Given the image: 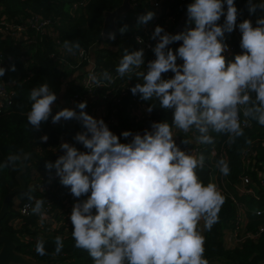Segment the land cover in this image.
<instances>
[{"label":"clouds","instance_id":"obj_1","mask_svg":"<svg viewBox=\"0 0 264 264\" xmlns=\"http://www.w3.org/2000/svg\"><path fill=\"white\" fill-rule=\"evenodd\" d=\"M245 8L249 18L241 21L243 10L236 0H191L182 30L171 32L156 24L151 31L154 59H146L145 48L124 49L116 72L121 78L127 75V91L141 102L158 101L159 107L142 103L147 116L157 108L171 110L170 122L150 121L135 134L131 129L117 134L104 117L86 111L87 100L53 114L58 95L49 83L31 89L27 120L35 130L50 118L53 125L66 126L62 120L81 125L74 139L84 151L62 142L65 154L45 167L56 168L60 184L75 198L69 216L74 247L87 251L93 264H209L204 232L220 222L227 195L214 179L205 183L200 178L197 169L204 167L205 157L182 150L180 144L190 141L176 133L195 127L198 144H215L210 133L226 134L234 144L252 127L251 120L264 127V16L255 24L251 19L258 10L264 12V0H247ZM155 19L150 10L138 15L136 23L146 29ZM127 30L128 24L119 28L122 35ZM237 30L240 51L229 59L228 39ZM115 35L110 33L112 39ZM134 69L140 82L132 84ZM5 72L0 67V77ZM40 140L47 143L49 135ZM216 167L224 177L231 174L224 157ZM42 203L36 202L33 213ZM55 239L58 254L62 237ZM35 250L46 254L43 239Z\"/></svg>","mask_w":264,"mask_h":264},{"label":"trees","instance_id":"obj_2","mask_svg":"<svg viewBox=\"0 0 264 264\" xmlns=\"http://www.w3.org/2000/svg\"><path fill=\"white\" fill-rule=\"evenodd\" d=\"M191 0H186L182 3L180 0H168L165 7H168L171 14H177L178 18L186 15L185 7ZM247 0H236L238 10H243V15L240 20L249 17L245 3ZM261 0H252L253 4H259ZM78 3L79 7L84 10L83 17L72 19L71 11L74 5ZM123 0H0V9H3L5 14L11 17H29L31 13L42 15L45 19L50 20L56 26L57 40L67 45L72 51L80 49H89L96 45L93 50L97 67L103 73L115 72L121 57L124 55V49L133 50L131 42V34L133 27L128 25V30L123 35L119 32L116 48H102L97 46L103 39L104 13L114 11L119 8ZM81 10L78 11L80 13ZM137 14L136 10L129 12L128 15L118 20L119 28L128 20ZM264 16V12L257 11L254 15L257 17ZM30 37L35 34L30 33ZM130 36V37H129ZM233 34L231 35V37ZM229 37L228 43L232 40ZM36 42L29 45L27 48L13 45L12 40H0V52H5L7 55H13V61L9 66H5L6 70H11L15 65L16 71H8L4 77L16 82V98L11 111L0 116V209L3 201L7 196L9 189L17 187L18 181L16 176L23 171L22 156L26 171L22 175V179L27 185L26 192L18 194L16 199L19 200L18 206L26 201H43L42 206L52 205L53 209L72 206L74 203L73 197L68 195L69 189L63 187L60 182L55 184V192L46 193L40 188V184L45 180V167L47 163L55 164L56 159L64 155V151L59 148L62 142H68L76 146L81 151H84L83 146L74 139L76 132L82 131L81 125L76 121L69 122L66 126H56L51 123V118L48 122H42L39 131L28 123L27 113L31 109L32 101L29 99L30 91L34 87L49 83L50 89L61 95L63 91V82L66 78V73L62 68V61L66 59L64 54L57 52L55 40L48 34L37 36ZM26 49V50H25ZM240 50H237L239 52ZM236 52V53H237ZM95 53V55H94ZM54 54V57H51ZM32 56L37 67L35 74L28 82L18 81L17 75L25 76V71L22 63L19 61L22 56ZM233 57V56H232ZM231 59V58H230ZM19 72V74H18ZM133 77V84L140 82ZM73 92V90L69 91ZM67 92L68 97L70 93ZM254 96V94H253ZM56 103L60 104L58 99ZM142 103H157L158 101H148ZM133 102L131 96H126L122 99L121 105L117 108L114 122L109 124V127L114 130V133L119 134L123 130L131 129L133 134L144 127L149 126L150 121H171V110H163L157 108L150 116V119H143L140 113L133 110ZM63 107H54L53 114ZM251 119V118H249ZM252 127L245 128V135L236 138L234 144L228 143V135L223 134L221 138L222 144L227 149L228 161L230 163L231 174L227 176L222 189L227 195L226 203L220 213V222L217 223L211 232H204L206 236L205 256L209 260V264H214L219 261H224L227 264H259L264 261V234L257 243L245 241L237 247L224 240L225 231H230L235 226L237 210L232 204L230 198H235L239 203H246L251 209H261L262 216L256 214L250 217L246 224L248 230H256L260 225H264V190H258V198H248L250 196L240 197L236 194L234 184L238 183L243 176H254L256 180L257 170L260 169L259 164L264 161V127L257 124L255 120H251ZM48 134L49 140L43 143L40 137ZM132 137L128 139L131 140ZM251 138L252 145H247L245 140ZM121 142L124 143L123 139ZM180 143V142H179ZM178 143V144H179ZM188 144H180L182 150L188 152ZM246 150L252 152V160L249 161L250 167L243 165L242 155ZM52 169H55L53 167ZM200 178L207 183L209 171L207 168L197 169ZM37 173L39 174L37 176ZM59 192L67 194V197L60 196ZM83 199V198H81ZM12 204V202H11ZM10 204V213L1 221L3 234L10 237L17 246V251L24 257L44 264H92L93 260L88 252L74 247L75 241L72 238V231L65 233V230L50 235L44 240L46 254L41 256L36 252V244L34 241V233L32 226L35 225L33 219L27 220L23 225V230L14 229L11 226L12 220L18 216V207L15 208ZM72 204V205H71ZM41 206V207H42ZM255 213L257 212L254 211ZM73 228V227H72ZM62 237L63 248L60 253L56 254L57 248L56 237ZM1 249V246H0Z\"/></svg>","mask_w":264,"mask_h":264},{"label":"built area","instance_id":"obj_3","mask_svg":"<svg viewBox=\"0 0 264 264\" xmlns=\"http://www.w3.org/2000/svg\"><path fill=\"white\" fill-rule=\"evenodd\" d=\"M168 0H130V4L133 7V10L137 11V14L132 17L131 20H128L125 24L131 22L130 27H133V32L131 34V42L133 50H138L140 48H145V57L146 59H154V53L152 47H154L155 42L150 41V33L155 27L156 24L163 25L168 31L176 32L179 18L177 14H171L168 7H165V4ZM175 1V0H172ZM182 3L186 0H180ZM85 8H83V13ZM81 10L80 13L78 11ZM154 10L156 12V19L153 22L149 23V26L145 29L143 25H137L136 18L138 15ZM82 9L76 3L71 11V18L78 19L83 17ZM126 16V15H125ZM124 16V17H125ZM249 18V17H248ZM247 19V18H246ZM251 19L255 24V17L252 16ZM59 24H53L50 20L45 19L42 15L37 13H31L29 17H11L8 14L3 12V9H0V40L8 39L13 41V45L20 46L19 42H22L21 47L27 48L29 45L36 42L37 36L48 34L55 40L56 49L60 54H64V59L62 61V68L65 73H77L81 72L82 78L79 82H76V88L73 87V92H69L70 95L67 97V92L62 91L61 95L58 96V101L60 104L55 103L54 107H72L76 101H88V111L90 114L96 117H104L106 123H113L114 117L116 116L117 108L121 105V101L126 96H131L133 102L132 109L139 112L143 119H150V116H147L142 108V102L138 98L133 97L128 91L127 88L130 86V82L127 78V75L124 78L118 76L117 72L103 73L97 67L96 60L93 57V50L96 45L91 46L89 49H80L75 52L72 51L67 45L58 41L57 33L55 31L56 26ZM30 33L35 34V36L30 37ZM241 34L237 30L233 33V36L230 38L231 42V53L229 59L240 50ZM118 42V34L115 35V39L106 37L103 35L102 41L97 46H102L103 48H116V43ZM150 45V46H149ZM97 48V47H96ZM26 50V49H25ZM51 57H54L52 54ZM76 57V58H75ZM13 55L9 56L5 52H0V67L9 66L10 62L13 61ZM19 61L22 63L25 76L17 75L18 81L28 82L33 75L37 64L32 56H22ZM3 67V68H4ZM11 70H6L7 72ZM135 70L130 74L135 76ZM17 73V70H16ZM67 76V75H66ZM95 77V80L92 79ZM109 79H112L114 83H109ZM97 81L99 83H97ZM133 84V82H131ZM16 82L11 79H7L4 76L0 77V116L11 111L14 106L16 98ZM75 88V89H74ZM241 120L245 119L243 116V106L241 108ZM157 121V120H154ZM69 122L61 121V125H68ZM58 125H54L56 127ZM177 135L190 141L188 143V153H195L197 155L202 154L205 157L204 167L209 171V177L214 179L217 183L224 185L227 177L222 176L219 173V169L216 167L217 162L221 157H224L228 160L227 149H225L224 144L219 145V141L215 140V144H198L195 142V137L200 135L199 131L193 127L191 131L187 134L182 132H177ZM175 138V137H174ZM180 141L177 140V143ZM180 144V143H179ZM220 147V149H219ZM218 149V150H217ZM252 160V152L246 150L242 155L243 165L250 167L249 161ZM260 169L262 171L256 174L259 176L258 181H253L252 177L247 175L240 178L239 182L234 184V188L238 193V196H251L258 198L257 191L264 190V161L260 164ZM55 169L46 170L45 180L40 184V188L44 192L53 193L55 192V184L60 182V177L56 175ZM261 172L263 174H261ZM39 174L37 173V176ZM51 181V183H49ZM60 196L67 197L66 193L59 192ZM232 204L237 210V217L235 221V226L232 230L229 231V235H226L225 240H227L233 247H237L245 241H252L257 243L262 235L264 234V225H260L256 230H248L246 228V223L244 222V212H247L245 207L239 203L235 198H230ZM72 205V204H71ZM36 206V202L26 201L18 206V216L12 220L11 226L17 230H23V225L27 220L33 219L35 225L32 226V231L34 234V241L40 239L46 240L53 233L58 232L59 230L64 229L65 233L72 231V224L69 220V216L72 211V206L64 207L65 209L56 208L53 209L52 205L48 204L42 206L38 213H33L32 209ZM262 216L263 211L258 210ZM257 213V212H256ZM31 221V220H30ZM42 234L46 237L42 238Z\"/></svg>","mask_w":264,"mask_h":264},{"label":"water","instance_id":"obj_4","mask_svg":"<svg viewBox=\"0 0 264 264\" xmlns=\"http://www.w3.org/2000/svg\"><path fill=\"white\" fill-rule=\"evenodd\" d=\"M133 11V7L130 4V0H123L122 5L114 11H107L104 13V26H103V35L106 37H110V33L115 32V34H119V28H117V22L120 18L128 15L129 12ZM186 15L182 16L179 20L177 30L180 31L183 29L185 23ZM97 50V48L95 49ZM4 67V66H2ZM167 76H171V73L166 74ZM26 156H22V168L23 171L20 172L16 179L18 181V186L12 189H9L7 196L5 197L2 207L0 209V223L4 218L10 213V204L14 197L18 194L26 192L27 185L25 181L22 179V175L26 171V167L24 165V158ZM0 264H44L34 262L23 255H21L17 251V246L13 242V240L3 234V229L0 224Z\"/></svg>","mask_w":264,"mask_h":264},{"label":"crops","instance_id":"obj_5","mask_svg":"<svg viewBox=\"0 0 264 264\" xmlns=\"http://www.w3.org/2000/svg\"><path fill=\"white\" fill-rule=\"evenodd\" d=\"M100 47V46H99ZM102 47V46H101ZM98 48V47H97ZM103 48V47H102ZM94 52H95V50H94ZM94 55H95V53H94ZM94 58H95V56H94ZM66 78H65V80H64V82H63V89H64V91H71L72 90V88L73 87H75L76 88V82H79V80H81V78L83 77L82 76V74H81V72L79 71V72H77V73H71V72H67L66 73ZM74 88V89H75ZM213 136L215 137V140L218 142L219 141V145L221 146L222 145V142H221V138H222V136H223V134H217V133H215V134H213ZM219 149H220V147H219ZM218 150V149H217ZM257 170V169H256ZM260 171H262V168L261 169H259L258 170V172H260ZM261 174H263L262 172H261ZM258 176V175H257ZM208 177H209V175H208ZM252 177V176H251ZM259 177V176H258ZM253 178V177H252ZM211 179V177H209L208 178V182H209V180ZM258 181V180H257ZM257 194H258V191H257ZM248 198H255L256 199V197H252V195L250 196V197H248ZM242 205L245 207V209L247 210V212H246V214H245V216H244V222L247 224L248 223V221H249V219H250V217L251 216H253V214L255 215V212L254 211H258V210H261V209H251V208H249L248 206H247V204L246 203H242ZM202 225H203V221H201V227H202ZM226 235L228 236L229 235V231H225V233H224V238H226ZM225 240V239H224ZM226 242L227 243H229L227 240H226ZM229 244H231V243H229ZM259 264H264V261L263 262H261V263H259Z\"/></svg>","mask_w":264,"mask_h":264},{"label":"rangeland","instance_id":"obj_6","mask_svg":"<svg viewBox=\"0 0 264 264\" xmlns=\"http://www.w3.org/2000/svg\"><path fill=\"white\" fill-rule=\"evenodd\" d=\"M180 20V19H179ZM178 23H179V21H178ZM117 28H119V26H118V24H117ZM76 58V57H75ZM211 135H213V134H215V133H210ZM255 176H256V180L254 179V176H253V181H257L258 180V177H257V174H254ZM236 192V194H238L237 193V191H235ZM18 199H16V198H13L12 199V204H11V207L13 206L14 207V205H15V208H17L18 207V201H17ZM245 214H246V212H244V216H245ZM249 222V221H248ZM46 236L44 235V234H42V238H45ZM92 264H93V262H92ZM213 264V263H212ZM214 264H227L226 262H224V261H219V262H217V263H214Z\"/></svg>","mask_w":264,"mask_h":264},{"label":"flooded vegetation","instance_id":"obj_7","mask_svg":"<svg viewBox=\"0 0 264 264\" xmlns=\"http://www.w3.org/2000/svg\"><path fill=\"white\" fill-rule=\"evenodd\" d=\"M19 202V200H17ZM19 204V203H18Z\"/></svg>","mask_w":264,"mask_h":264}]
</instances>
